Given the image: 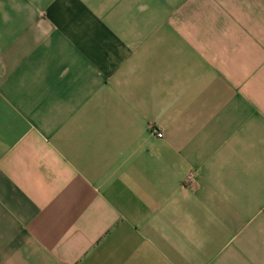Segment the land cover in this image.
Returning <instances> with one entry per match:
<instances>
[{"label": "crops", "instance_id": "obj_1", "mask_svg": "<svg viewBox=\"0 0 264 264\" xmlns=\"http://www.w3.org/2000/svg\"><path fill=\"white\" fill-rule=\"evenodd\" d=\"M0 264H264V0H0Z\"/></svg>", "mask_w": 264, "mask_h": 264}, {"label": "built area", "instance_id": "obj_2", "mask_svg": "<svg viewBox=\"0 0 264 264\" xmlns=\"http://www.w3.org/2000/svg\"><path fill=\"white\" fill-rule=\"evenodd\" d=\"M156 136H157V138L161 139L163 137V134L158 133Z\"/></svg>", "mask_w": 264, "mask_h": 264}]
</instances>
